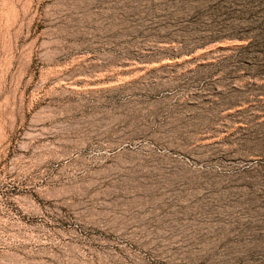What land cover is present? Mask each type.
Segmentation results:
<instances>
[{
  "label": "rangeland",
  "instance_id": "374dc122",
  "mask_svg": "<svg viewBox=\"0 0 264 264\" xmlns=\"http://www.w3.org/2000/svg\"><path fill=\"white\" fill-rule=\"evenodd\" d=\"M132 69L149 71L100 79ZM164 96L167 112L133 103ZM111 131L209 156L221 183L119 173L54 188L98 151L41 155ZM261 152L264 0H0V264H264V159H243Z\"/></svg>",
  "mask_w": 264,
  "mask_h": 264
},
{
  "label": "bare ground",
  "instance_id": "6f19581e",
  "mask_svg": "<svg viewBox=\"0 0 264 264\" xmlns=\"http://www.w3.org/2000/svg\"><path fill=\"white\" fill-rule=\"evenodd\" d=\"M148 71V69H132L128 74L123 73L125 71L120 72L118 70L112 72L103 71L100 73V79L113 76L114 78L106 81V84H127L136 78L144 77ZM154 86L150 88L151 94L160 93L164 87ZM133 103L141 114L145 116L148 112L154 113L157 109L167 112L169 99L164 96L161 99H147L145 102L135 101ZM111 135L113 136L106 138L102 145H97V147L92 146L86 141H82L78 143L74 149L63 152L58 156L41 155L40 163L42 164H46L50 160L58 161L61 159H71L73 154H77L75 158L80 160L81 163L90 161L91 159V161H97L95 163H98V165L96 164L97 167L85 168L86 170L78 177L66 174L63 169L69 162L63 164V167L53 176L52 180L56 182L54 188L71 196L76 193L77 195L78 193L83 194L90 188H94V186L103 182V180L105 181L107 177L119 173L136 175L138 179L150 174L168 173L182 178H191L193 181L197 182L207 181L210 184L214 183L216 185H220L221 183L218 167L220 164L209 156L191 157L172 142L161 140L156 134L111 131ZM95 149L98 151L97 155L93 156L91 159L85 157L84 154L86 152ZM261 153L242 156L243 159L249 160V162L250 160L259 161L264 159V155ZM254 171L256 170L254 169ZM63 177L65 179H62ZM66 194L65 196H67Z\"/></svg>",
  "mask_w": 264,
  "mask_h": 264
}]
</instances>
